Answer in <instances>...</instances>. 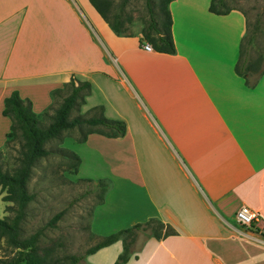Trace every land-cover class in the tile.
<instances>
[{"label": "crops", "instance_id": "crops-1", "mask_svg": "<svg viewBox=\"0 0 264 264\" xmlns=\"http://www.w3.org/2000/svg\"><path fill=\"white\" fill-rule=\"evenodd\" d=\"M209 1H169L167 53L113 32L88 0H0V148L3 98L15 90L40 113L70 77L89 82L81 112L124 122L121 136L74 142L77 175L109 182L91 231L154 217L173 232L146 229L120 264H264V71L251 86L234 71L245 15ZM240 205L260 219L238 224ZM109 246L107 264L122 241Z\"/></svg>", "mask_w": 264, "mask_h": 264}, {"label": "trees", "instance_id": "trees-1", "mask_svg": "<svg viewBox=\"0 0 264 264\" xmlns=\"http://www.w3.org/2000/svg\"><path fill=\"white\" fill-rule=\"evenodd\" d=\"M96 12L106 21L110 29L117 34H129L128 24L131 17L123 12L128 0H88ZM170 0H156L153 6L148 3V22L141 28L140 35L154 50L172 53L174 44L171 35V15L168 9ZM233 7L224 5L223 0H210L208 10L214 13H225ZM246 37V38H245ZM253 35H242L238 55L234 63V71L243 77L246 85H253L258 76L264 71V50L258 52L253 58L247 54V45L252 42ZM89 91V82L70 77L63 83L61 89L50 91L51 102L40 113L31 110L30 101L21 98L15 90H12L3 98L1 113L10 119L9 130L6 133L4 145L10 139L18 138L20 141L17 164L11 171L4 170L0 166V191H3L1 200L15 203L14 213L0 217V239L16 249V254L4 264H48L41 257L30 253L36 241V235L31 234L21 237L19 221L23 215L24 205L32 198V194L26 190V180L30 167L37 158L48 154L51 149L45 147V143L51 139L62 140L64 130L75 127L80 131L76 141H83L90 132L101 133L106 136L116 137L124 134L125 125L120 119L108 118L102 112L101 105H94L85 112H79V106L84 101V96ZM76 113L71 115V111ZM42 118H47L46 123H41ZM3 145V146H4ZM62 155L71 158V169L76 173L79 164V156L73 150L66 147H56ZM56 150V151H57ZM90 180V178H86ZM101 188L99 201L103 200L109 182L105 178L95 181ZM10 208V206H6ZM59 217V212L54 214L50 222ZM149 229L158 236L163 229V234L173 232L172 228L164 225L159 219L150 217L144 222H136L130 226L117 229L113 232L99 235L98 239L89 246L85 254L108 245L117 239L122 241V250L117 254L111 264H120L129 256L130 245L134 241L136 231ZM79 256H72L71 262H76Z\"/></svg>", "mask_w": 264, "mask_h": 264}, {"label": "rangeland", "instance_id": "rangeland-1", "mask_svg": "<svg viewBox=\"0 0 264 264\" xmlns=\"http://www.w3.org/2000/svg\"><path fill=\"white\" fill-rule=\"evenodd\" d=\"M155 1H127L123 12L131 17L127 29L130 33L140 34L139 31L147 24L149 18L147 5L152 3L153 6ZM117 2L119 0H114V3ZM223 3L244 13L245 36L253 35L252 42L247 45V54L253 58L264 50V0H223ZM70 113L72 115L76 110ZM47 121V118H42L41 123ZM79 135L80 131L73 127L63 131L59 143L57 139L47 141L44 145L51 151L36 159L30 167L26 180V190L32 194V198L23 207V215L19 221L20 236L35 234L36 241L29 252L43 258L48 264H91L92 262L107 264L108 252L112 247H100L85 254L86 249L98 239L91 231L90 221L94 206L100 203L98 201L101 188L95 183L98 178L88 180L77 175L78 173H73L70 166L71 158L64 156L65 153L62 155L63 152L56 148L61 146L72 150L73 147L75 148V138ZM19 147L20 141L14 138L0 148L2 169L11 171L16 166ZM2 194L3 191H0V197ZM14 208V202L3 201L0 198V217L5 215L11 217ZM58 212L59 217L50 222L53 215ZM135 236L130 248L141 243L145 231L138 230ZM15 254L16 249L1 238L0 264H4ZM72 256H79L80 259L71 262Z\"/></svg>", "mask_w": 264, "mask_h": 264}, {"label": "built area", "instance_id": "built-area-1", "mask_svg": "<svg viewBox=\"0 0 264 264\" xmlns=\"http://www.w3.org/2000/svg\"><path fill=\"white\" fill-rule=\"evenodd\" d=\"M142 47L150 50L152 47L148 42H143ZM260 213L246 205H240L234 212L235 220L242 226H250L252 222L260 219Z\"/></svg>", "mask_w": 264, "mask_h": 264}]
</instances>
